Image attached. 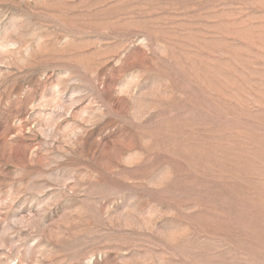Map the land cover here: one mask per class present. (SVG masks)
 <instances>
[{"label":"rangeland","instance_id":"obj_1","mask_svg":"<svg viewBox=\"0 0 264 264\" xmlns=\"http://www.w3.org/2000/svg\"><path fill=\"white\" fill-rule=\"evenodd\" d=\"M0 264H264V0H0Z\"/></svg>","mask_w":264,"mask_h":264}]
</instances>
